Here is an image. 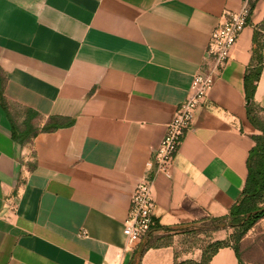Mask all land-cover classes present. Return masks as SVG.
<instances>
[{
	"label": "crops",
	"instance_id": "1",
	"mask_svg": "<svg viewBox=\"0 0 264 264\" xmlns=\"http://www.w3.org/2000/svg\"><path fill=\"white\" fill-rule=\"evenodd\" d=\"M243 2L0 0V264L202 259V248H184L188 233L160 232L144 249L154 236L131 244L124 227L136 185L154 175L147 163L208 67L212 31ZM263 21L264 0H255L172 177L156 176L159 225L226 219L241 197L260 134L245 78ZM253 100L264 110V68ZM12 121L38 131L21 144ZM48 123L57 127L42 130ZM209 264L243 263L224 246Z\"/></svg>",
	"mask_w": 264,
	"mask_h": 264
},
{
	"label": "built area",
	"instance_id": "2",
	"mask_svg": "<svg viewBox=\"0 0 264 264\" xmlns=\"http://www.w3.org/2000/svg\"><path fill=\"white\" fill-rule=\"evenodd\" d=\"M254 1L244 0L239 10L226 11L212 31L206 53L208 67L194 75L190 97L180 104L168 123L154 158L147 163L148 169L154 168L153 177L143 178L135 187L124 227L129 243L141 242L157 224L156 176L162 173L172 177L177 156L186 135L192 129L199 108L210 95L216 79L231 61L232 50L250 22Z\"/></svg>",
	"mask_w": 264,
	"mask_h": 264
},
{
	"label": "trees",
	"instance_id": "3",
	"mask_svg": "<svg viewBox=\"0 0 264 264\" xmlns=\"http://www.w3.org/2000/svg\"><path fill=\"white\" fill-rule=\"evenodd\" d=\"M263 36L264 21L256 26L253 60L248 68L245 78L247 98L250 100L248 105V116L253 125L260 131V134H257L253 137L256 141V145L250 151L248 159L249 173L245 189L237 203L232 207L228 216L231 227L235 228L236 230L243 227V230L241 232L237 231L238 235H235L237 237V241H240L244 233L253 227L260 219L264 218V116L262 115L264 110L257 106L253 100L255 91L257 89V83L260 80L264 68V55L262 54V50L264 48V45H262ZM12 127L15 140L21 144H25L27 141H29L32 135L38 131L36 127L29 124H25L24 128H21L13 121ZM56 127L57 125L53 126L51 123H48L42 128V130L48 131L55 129ZM219 221L220 220L215 218L205 219L197 221L190 226L178 229L161 226L157 223L148 234L150 236H154L153 241H149L144 249L151 246L154 241L160 240L162 237L160 234H158L160 232L171 233L180 231L188 233L193 226H204V224H208L209 228L218 229L219 227L217 226V223ZM224 246L231 245L225 244L223 240H217L213 243V250L208 251L207 249L202 248L203 256L200 261H177L176 264H209L213 255ZM234 249L237 252L241 262L244 264L239 253V249L237 247H234Z\"/></svg>",
	"mask_w": 264,
	"mask_h": 264
},
{
	"label": "rangeland",
	"instance_id": "4",
	"mask_svg": "<svg viewBox=\"0 0 264 264\" xmlns=\"http://www.w3.org/2000/svg\"><path fill=\"white\" fill-rule=\"evenodd\" d=\"M264 45V36L262 38ZM264 50V48H263ZM264 116V113H262ZM226 223L225 227L218 224ZM196 225L189 230L188 235L184 237V248L200 247L213 250V243L217 240H223L225 244L237 247L244 263L246 264H264V218L260 219L253 227L244 233L242 239L237 241V231L241 232L243 227L236 230L231 227L230 219H222L217 223L218 229L209 228L208 224ZM236 235V236H235Z\"/></svg>",
	"mask_w": 264,
	"mask_h": 264
},
{
	"label": "water",
	"instance_id": "5",
	"mask_svg": "<svg viewBox=\"0 0 264 264\" xmlns=\"http://www.w3.org/2000/svg\"><path fill=\"white\" fill-rule=\"evenodd\" d=\"M248 102L250 103V100H248ZM220 227H225L226 226V223H220L218 224Z\"/></svg>",
	"mask_w": 264,
	"mask_h": 264
}]
</instances>
